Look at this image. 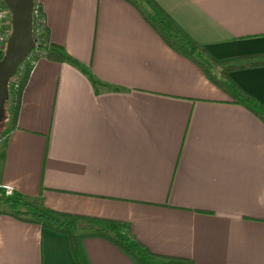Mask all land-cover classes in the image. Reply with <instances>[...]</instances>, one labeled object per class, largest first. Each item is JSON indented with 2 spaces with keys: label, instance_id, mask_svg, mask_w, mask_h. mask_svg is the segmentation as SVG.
Wrapping results in <instances>:
<instances>
[{
  "label": "crops",
  "instance_id": "crops-1",
  "mask_svg": "<svg viewBox=\"0 0 264 264\" xmlns=\"http://www.w3.org/2000/svg\"><path fill=\"white\" fill-rule=\"evenodd\" d=\"M215 61L264 62V0H153ZM65 63L36 60L0 188L40 209L119 222L153 254L264 264V123L123 0H37ZM264 110V64L228 74ZM88 264H133L85 238ZM0 264H75L65 235L0 214Z\"/></svg>",
  "mask_w": 264,
  "mask_h": 264
},
{
  "label": "trees",
  "instance_id": "trees-1",
  "mask_svg": "<svg viewBox=\"0 0 264 264\" xmlns=\"http://www.w3.org/2000/svg\"><path fill=\"white\" fill-rule=\"evenodd\" d=\"M132 6L141 15L145 23L164 41L173 51L194 62L203 72L205 77L218 89L227 94L234 103L241 104L264 123V110L259 107L247 95L243 94L229 82L227 74L236 69L244 67L259 66L263 63L253 62L246 65H225L226 62L213 60L206 51L193 39L187 36L183 30L153 1V0H123ZM32 6H38L41 17V8L37 0L32 1ZM44 20V18H43ZM183 41H182V40ZM43 53L42 58L56 63H65L87 76L95 91L107 90L106 86L94 81L86 70L77 62L70 59L63 49L51 42L47 37L45 25L38 45ZM3 51H0V59ZM31 68L24 69L18 82L17 90L11 98H8L10 113L7 126L0 132L2 146L7 140L8 134L16 126V117L20 95L27 81ZM3 160V148L0 152V163ZM7 209L0 210V214L8 215L18 221L39 225L52 232L65 235L68 239L70 251L75 264H88L81 248V242L85 238H98L109 242L123 253L133 264H189V261L178 259H167L153 262V254L133 238H125L116 227L121 226L119 222L103 220L80 215L59 213L49 209H40L33 203L23 200L18 196H5L0 189V206Z\"/></svg>",
  "mask_w": 264,
  "mask_h": 264
},
{
  "label": "water",
  "instance_id": "water-1",
  "mask_svg": "<svg viewBox=\"0 0 264 264\" xmlns=\"http://www.w3.org/2000/svg\"><path fill=\"white\" fill-rule=\"evenodd\" d=\"M10 16V34L0 59V121L3 105L8 100L7 83L17 66L33 47L31 10L33 0H1Z\"/></svg>",
  "mask_w": 264,
  "mask_h": 264
},
{
  "label": "built area",
  "instance_id": "built-area-1",
  "mask_svg": "<svg viewBox=\"0 0 264 264\" xmlns=\"http://www.w3.org/2000/svg\"><path fill=\"white\" fill-rule=\"evenodd\" d=\"M44 20L41 17L38 6H32L31 10V38L33 41L32 49L27 53L24 60L17 66L13 76L8 80L7 90L8 98H11L17 90L18 82L22 77L24 69L28 66L32 68L36 60L42 58L43 53L39 50L38 45L41 42L43 33ZM10 34V16L7 9L0 0V51H4L7 38ZM5 196H11V188H1Z\"/></svg>",
  "mask_w": 264,
  "mask_h": 264
},
{
  "label": "rangeland",
  "instance_id": "rangeland-1",
  "mask_svg": "<svg viewBox=\"0 0 264 264\" xmlns=\"http://www.w3.org/2000/svg\"><path fill=\"white\" fill-rule=\"evenodd\" d=\"M182 40V39H181ZM183 41V40H182ZM9 104L10 102H8V100L4 103L3 105V119L0 121V132H2L5 127L7 126V120L9 117V113H10V108H9ZM3 146H2V142H0V152L2 150ZM1 189V188H0ZM2 190V189H1ZM3 192V190H2ZM4 194V193H3ZM7 208L4 205L0 206V210H6ZM117 230V228H116Z\"/></svg>",
  "mask_w": 264,
  "mask_h": 264
}]
</instances>
